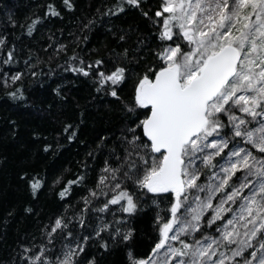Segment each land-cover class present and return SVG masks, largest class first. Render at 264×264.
Listing matches in <instances>:
<instances>
[{
    "label": "snow or ice",
    "instance_id": "1",
    "mask_svg": "<svg viewBox=\"0 0 264 264\" xmlns=\"http://www.w3.org/2000/svg\"><path fill=\"white\" fill-rule=\"evenodd\" d=\"M125 4L152 22L154 62L134 73L128 64L146 57L127 47L107 70L102 59L69 56L65 71L97 80V91L103 87L122 103L126 122L109 153L112 163L104 161L82 207L45 225L38 245L21 244L20 264H97L85 252L88 242L108 250L134 239L124 222L149 205L157 235L150 253L131 264H264V0H160L151 16L144 0H121L115 12ZM48 13L60 15L52 5ZM129 82L132 94L123 101ZM22 87L7 94L23 98ZM74 137L73 129L67 139ZM30 185L35 195L40 181Z\"/></svg>",
    "mask_w": 264,
    "mask_h": 264
},
{
    "label": "trees",
    "instance_id": "2",
    "mask_svg": "<svg viewBox=\"0 0 264 264\" xmlns=\"http://www.w3.org/2000/svg\"><path fill=\"white\" fill-rule=\"evenodd\" d=\"M120 2L72 0L69 9L63 0H0V37L5 39V46L0 47V264H20L21 244L38 245L45 225L58 215L71 217L78 211L88 189L95 187L104 161L111 164L114 159L109 153L126 122L122 103L103 87L97 91L98 81L91 76L65 69L75 52L88 62L104 60L100 67L107 70L119 62L114 53L124 47L130 55L146 57L141 64L135 60L128 64L134 73L143 71V64L154 62L152 22L140 9L126 4L123 11L115 12L114 5ZM159 3L144 0L143 11L151 16ZM49 5L60 15L49 14ZM37 17L40 19L29 34L28 25ZM89 20L93 24L85 28ZM120 35L125 36L124 41L119 40ZM60 44L65 49H59ZM16 73L21 74L20 79L13 83ZM18 85L23 86L24 97L13 99L7 93ZM132 89L131 82L123 88V101L130 99ZM67 125L72 128L65 132ZM73 129L75 137L69 140ZM45 145L51 147L45 150ZM78 175L81 182L67 183ZM30 181H40L35 195ZM63 188L68 194L60 197ZM153 208L145 206L124 222L122 230L132 228L134 239L108 250L90 240L85 252L97 264H131L133 257L148 255L157 235ZM162 209L163 205V216Z\"/></svg>",
    "mask_w": 264,
    "mask_h": 264
}]
</instances>
